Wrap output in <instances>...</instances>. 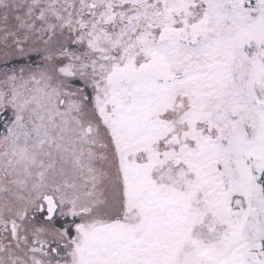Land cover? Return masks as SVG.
Listing matches in <instances>:
<instances>
[{"label":"snow or ice","instance_id":"1","mask_svg":"<svg viewBox=\"0 0 264 264\" xmlns=\"http://www.w3.org/2000/svg\"><path fill=\"white\" fill-rule=\"evenodd\" d=\"M0 264H264V0H0Z\"/></svg>","mask_w":264,"mask_h":264}]
</instances>
